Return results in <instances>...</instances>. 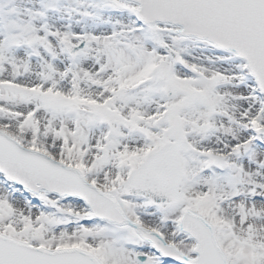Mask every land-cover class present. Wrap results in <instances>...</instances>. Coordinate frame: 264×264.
<instances>
[{"label":"snow or ice","instance_id":"snow-or-ice-1","mask_svg":"<svg viewBox=\"0 0 264 264\" xmlns=\"http://www.w3.org/2000/svg\"><path fill=\"white\" fill-rule=\"evenodd\" d=\"M0 264H264V0H0Z\"/></svg>","mask_w":264,"mask_h":264}]
</instances>
